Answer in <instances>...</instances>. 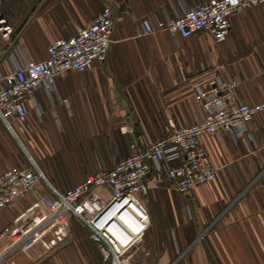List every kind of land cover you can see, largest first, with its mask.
<instances>
[{
	"label": "crops",
	"instance_id": "crops-1",
	"mask_svg": "<svg viewBox=\"0 0 264 264\" xmlns=\"http://www.w3.org/2000/svg\"><path fill=\"white\" fill-rule=\"evenodd\" d=\"M14 31L0 36V71L47 57L48 45L76 34L111 5L116 28L105 63L69 71L28 97L18 141L0 120V174L26 149L61 190L131 152L133 141L164 137L173 125L201 120L196 85L202 65L224 62L239 78L236 97L264 102V3L234 15L226 40L190 37L147 25L207 0H2ZM201 143L218 169L214 181L181 194L171 185L145 197L150 224L129 264H264V111L234 141L226 131ZM107 192L87 197L91 208ZM42 185L0 210V264H105L87 227L53 218ZM157 228H154V225ZM181 244L182 257H176ZM161 253V254H159Z\"/></svg>",
	"mask_w": 264,
	"mask_h": 264
},
{
	"label": "built area",
	"instance_id": "built-area-1",
	"mask_svg": "<svg viewBox=\"0 0 264 264\" xmlns=\"http://www.w3.org/2000/svg\"><path fill=\"white\" fill-rule=\"evenodd\" d=\"M264 0H207L195 7L148 24V32L168 31L190 37L206 32L217 42L226 40L232 17ZM0 36L9 39L14 28L2 13ZM116 28L114 9L107 4L93 21L76 34L59 38L47 48V57L28 61L0 71V120L20 141L16 124L28 118V97L40 86L51 88L69 71L83 72L96 63H105ZM210 73L196 85L195 99L201 104V120L176 126L156 140L133 141L131 152L110 168H101L81 182L64 190L54 186L32 155L0 174V210L13 207L17 200L46 185L53 218L78 220L89 230L105 264H129V253L140 244L150 224L143 196H155L161 187L171 185L181 194L214 181L218 169L201 143L204 134L226 131L234 141L248 134V125L264 111V102L249 103L236 97L240 84L226 63L202 65ZM258 178L264 180V170ZM98 190L107 192L100 205L91 208L87 197ZM121 221L124 223L121 224Z\"/></svg>",
	"mask_w": 264,
	"mask_h": 264
},
{
	"label": "rangeland",
	"instance_id": "rangeland-1",
	"mask_svg": "<svg viewBox=\"0 0 264 264\" xmlns=\"http://www.w3.org/2000/svg\"><path fill=\"white\" fill-rule=\"evenodd\" d=\"M145 197H146V200H148L149 201V203H150V201H151V199L148 197V196H143L142 198H143V202H144V204H145ZM155 227L154 228H157V225L155 224L154 225ZM185 250V247L184 246H182V244H181V250L179 251V253H174V255L176 256V257H182L183 256V251ZM159 254H161V253H159Z\"/></svg>",
	"mask_w": 264,
	"mask_h": 264
},
{
	"label": "bare ground",
	"instance_id": "bare-ground-1",
	"mask_svg": "<svg viewBox=\"0 0 264 264\" xmlns=\"http://www.w3.org/2000/svg\"><path fill=\"white\" fill-rule=\"evenodd\" d=\"M121 224H123L124 225V223L121 221Z\"/></svg>",
	"mask_w": 264,
	"mask_h": 264
}]
</instances>
